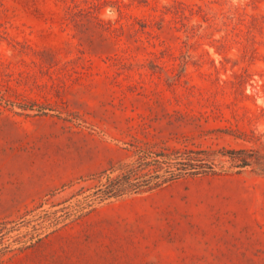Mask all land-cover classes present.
<instances>
[{"label": "rangeland", "instance_id": "1", "mask_svg": "<svg viewBox=\"0 0 264 264\" xmlns=\"http://www.w3.org/2000/svg\"><path fill=\"white\" fill-rule=\"evenodd\" d=\"M0 264H264V0H0Z\"/></svg>", "mask_w": 264, "mask_h": 264}, {"label": "trees", "instance_id": "2", "mask_svg": "<svg viewBox=\"0 0 264 264\" xmlns=\"http://www.w3.org/2000/svg\"><path fill=\"white\" fill-rule=\"evenodd\" d=\"M241 152H242V151H237V152H235V153H241ZM246 165H248V162H247V160H244L242 166H246ZM120 190H121V188H120Z\"/></svg>", "mask_w": 264, "mask_h": 264}]
</instances>
